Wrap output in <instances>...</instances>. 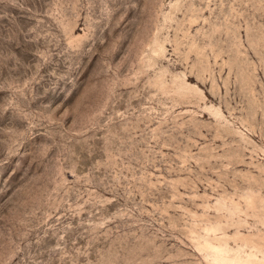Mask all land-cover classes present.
I'll use <instances>...</instances> for the list:
<instances>
[{
    "label": "rangeland",
    "instance_id": "1",
    "mask_svg": "<svg viewBox=\"0 0 264 264\" xmlns=\"http://www.w3.org/2000/svg\"><path fill=\"white\" fill-rule=\"evenodd\" d=\"M0 264H264V0H0Z\"/></svg>",
    "mask_w": 264,
    "mask_h": 264
}]
</instances>
